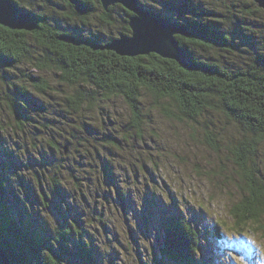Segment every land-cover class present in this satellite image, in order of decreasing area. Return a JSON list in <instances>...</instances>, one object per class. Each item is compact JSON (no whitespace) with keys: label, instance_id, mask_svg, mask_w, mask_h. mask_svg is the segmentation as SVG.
Returning a JSON list of instances; mask_svg holds the SVG:
<instances>
[{"label":"rangeland","instance_id":"1","mask_svg":"<svg viewBox=\"0 0 264 264\" xmlns=\"http://www.w3.org/2000/svg\"><path fill=\"white\" fill-rule=\"evenodd\" d=\"M194 1L231 34L230 52L211 53L217 60L236 65L253 48L264 50V13L248 0ZM120 13L116 8L117 22L107 35L120 32ZM90 21L94 26V17ZM27 41V58L14 67L0 65V167L18 194L6 197L10 210H19V219L55 247L56 239L67 243L63 264H90L80 255L81 241L91 246L92 264H177L161 255L162 224L174 214L198 233L193 264H264V215L238 223L232 214L246 194L232 155L244 138L239 126L214 112L196 123L183 120L173 101H157L144 89L139 128L119 95H99L72 112L65 98L73 88L57 71L34 67L50 54L33 37ZM29 75L48 82L45 93L32 88ZM16 87L27 88L28 97ZM12 97L19 105L11 107ZM52 138L68 147L66 154L49 148ZM255 163L264 186V140ZM52 176L60 181L59 193ZM62 224L70 227L65 240L57 232Z\"/></svg>","mask_w":264,"mask_h":264},{"label":"trees","instance_id":"2","mask_svg":"<svg viewBox=\"0 0 264 264\" xmlns=\"http://www.w3.org/2000/svg\"><path fill=\"white\" fill-rule=\"evenodd\" d=\"M11 1L21 11L32 13L40 20L32 32L0 26V65L14 67L27 58V36L33 37L50 54L41 62L34 63V67L40 71H57L61 80L73 88L65 98L72 112L90 106L99 95H119L131 112L134 125L139 128V97L140 90L144 89L157 101H173L183 120L196 123L205 113L214 112L239 126L244 138L234 143L232 155L242 172L246 194L233 205L232 214L238 223L260 220L264 215V186L255 174L258 173L255 157L260 141L264 140V50L253 48V53L236 65L217 60L211 53L216 49L230 52L234 44L229 38L231 34L213 19L209 20L213 12L194 0H152L157 5L150 3L148 6H144L141 0L138 2L155 15L182 24L191 33L189 37L175 36V39L187 59L206 71L181 68L174 60L153 53L125 57L110 50L91 48L92 43L105 45L114 38L130 35L127 23L131 13L120 5L110 6L105 11L99 0H78L86 8V11L78 13L68 0H60L61 3L54 0ZM248 2L264 13L255 3ZM50 5L55 7L52 8L54 11H48L46 7ZM116 8L121 11L119 23L122 28L116 35H107V30L117 22L114 16ZM91 17H94L97 29L89 22ZM59 36H71L82 43L78 46L65 43L58 39ZM246 42L252 45L250 40ZM27 81L40 94L49 87L48 82L39 76L29 75ZM15 91L21 97H28L25 87H16ZM11 101V107L19 105L15 98L12 97ZM50 141L48 146L51 150L67 153L65 144L60 145L55 138ZM4 172L5 168L0 167V241L10 263L63 264L67 243L56 239L55 247L52 238L40 235L31 224L19 219V210V215L10 210L6 197L18 194ZM51 185L52 190L59 193L61 186L57 177H51ZM119 195L123 198L124 193ZM69 231L70 227L64 224L57 230L64 240ZM198 241V233L183 216L174 214L165 218L161 255L169 262L193 264ZM78 245L81 257L92 264L90 244L81 241Z\"/></svg>","mask_w":264,"mask_h":264},{"label":"water","instance_id":"3","mask_svg":"<svg viewBox=\"0 0 264 264\" xmlns=\"http://www.w3.org/2000/svg\"><path fill=\"white\" fill-rule=\"evenodd\" d=\"M76 12L86 11L78 0H68ZM264 11V0H248ZM102 8L107 11L110 6L120 5L131 15L128 17L130 35L112 39L105 45L90 44L94 50H110L119 56H147L151 53L162 58L174 60L181 68L200 69L193 65L175 39V36L189 37L191 33L180 23L151 13L139 5L138 0H99ZM39 17L21 11L11 0H0V26L10 30L32 32L37 29ZM59 40L80 45L82 42L71 36H59ZM66 151V147H64ZM0 264H11L3 243L0 241Z\"/></svg>","mask_w":264,"mask_h":264}]
</instances>
